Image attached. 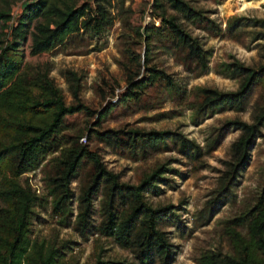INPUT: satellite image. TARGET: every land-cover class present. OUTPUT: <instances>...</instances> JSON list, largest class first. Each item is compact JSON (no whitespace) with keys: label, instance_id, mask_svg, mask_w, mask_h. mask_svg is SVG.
Listing matches in <instances>:
<instances>
[{"label":"trees","instance_id":"trees-1","mask_svg":"<svg viewBox=\"0 0 264 264\" xmlns=\"http://www.w3.org/2000/svg\"><path fill=\"white\" fill-rule=\"evenodd\" d=\"M17 1L0 0V21L7 26L5 35L0 37V264H82L64 257L65 244L58 245L56 240L46 237H32L39 195L22 176L45 162L55 167L46 177L53 196V213L63 216L65 224H70L74 215L72 181L83 166L91 163L92 176L80 193L74 227L84 237L91 232L113 237L131 249L136 258L132 262L104 258L98 250L91 264H167L174 250L162 223L177 213L171 209L172 204H154L147 197L148 190L157 192L161 188L159 182L166 179L165 163L157 165L138 183L123 181L97 150L79 141L80 133L75 140L70 139L64 131L67 115L87 106L76 86L73 92L77 102L67 103L62 89L47 71L31 75L24 47L30 43L31 53L41 54L76 37L99 35L114 24L113 7H120L124 13H131L129 20L146 41L147 48L139 56L137 69L134 71L127 62L124 64L128 85L123 96L139 98L157 83L175 84L169 72L149 63V50L156 40L167 44L191 71L199 74L208 69L210 53L201 35L193 33L190 25L202 28L209 35L235 36L240 28L253 24L262 28L257 31V38H264V17L253 16L246 21V16H233L223 26L212 11L197 6L194 0H153L149 15L159 18V25H143L132 20L134 9L125 7V0H22L15 17ZM222 65L227 75L241 78L240 87L235 90L199 87L190 105L195 123L217 111L245 109L255 84L264 83V65L256 69L238 58ZM69 75L77 84V73L69 70ZM252 115V121L233 118L226 122V126L240 129L241 133L232 143L230 174L224 177V186L214 202L221 195L228 197L226 192L234 185L238 172L248 164L256 140L264 136L263 94L253 103ZM96 133L102 141L127 150L133 157L138 156L139 150H169V141L191 158H197L202 149L198 141L170 129L108 127ZM101 189L104 190L103 217L95 224L94 200ZM223 233L228 248L203 249L197 257L199 264H264V184L240 212L225 220Z\"/></svg>","mask_w":264,"mask_h":264},{"label":"rangeland","instance_id":"rangeland-1","mask_svg":"<svg viewBox=\"0 0 264 264\" xmlns=\"http://www.w3.org/2000/svg\"><path fill=\"white\" fill-rule=\"evenodd\" d=\"M152 2L125 0L124 5L134 9L132 20L136 19L143 25H159L160 19L149 15ZM21 3L19 0L14 5L15 17ZM194 3L212 11L223 26L233 16H246V21L253 16L264 17V0H194ZM113 9L115 22L105 32L76 37L64 46L41 54H32L28 43L24 47L25 61L31 66V75L47 71L62 89L67 103L77 102L73 92V87H77L80 99L87 107L67 115L64 131L73 140L80 133L79 141L97 150L106 165L120 174L121 180L138 183L157 165L165 163L163 175L166 179L159 182L161 188L157 192L148 190L147 197L154 204H172L171 209L178 214L162 223L174 250L167 264H199L197 257L203 249L228 248L223 233L225 220L240 212L264 184V136H260L251 150L248 164L238 172L234 185L227 190L228 197L221 195L214 202L217 192L224 186V177L230 174L228 162L231 160L232 143L241 133L240 129L226 126V122L233 118L252 121L253 103L260 94L264 95V83L255 84L245 109L217 111L200 123L193 121L191 101H195L194 93L202 86L221 90L240 87L241 78L223 72V62L238 58L256 69L264 65V38L256 36L262 28L251 24L240 28L235 36H216L190 25L193 33L201 35L210 53L208 69L199 74L191 71L167 44L156 40L149 50V63L169 72L175 84L168 86L160 82L147 88L139 98L125 99L123 94L128 80L124 64L127 62L135 71L139 56L144 55L147 47L135 23L129 20L131 13H124L116 6ZM5 31L7 26L0 21V37L5 35ZM69 70L77 73V84L69 79ZM102 115L105 117L101 119ZM108 127L180 131L198 141L202 149L197 158H191L169 141V150H139L138 156L133 157L127 150L98 138L96 131ZM54 170L53 163L45 162L22 176L23 181L30 183L39 195L32 220V237H46L56 240L58 245L65 244L64 257L68 261L91 264L98 250L104 258L136 261L134 252L113 237L93 232L84 237L74 227L80 193L92 176L91 163L83 166L79 176L72 181L74 215L70 224L62 221L63 216L53 213V196L47 187L46 177ZM103 197L104 190L101 189L94 200L92 218L95 224L100 223L103 217Z\"/></svg>","mask_w":264,"mask_h":264}]
</instances>
